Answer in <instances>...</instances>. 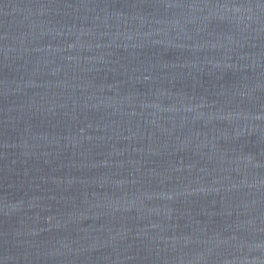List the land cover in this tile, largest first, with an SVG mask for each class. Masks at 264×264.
<instances>
[{
	"label": "water",
	"instance_id": "water-1",
	"mask_svg": "<svg viewBox=\"0 0 264 264\" xmlns=\"http://www.w3.org/2000/svg\"><path fill=\"white\" fill-rule=\"evenodd\" d=\"M0 264H264V0H0Z\"/></svg>",
	"mask_w": 264,
	"mask_h": 264
}]
</instances>
